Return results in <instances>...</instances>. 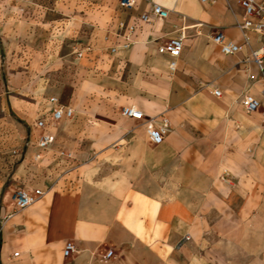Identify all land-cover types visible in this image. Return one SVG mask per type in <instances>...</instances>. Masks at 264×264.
I'll use <instances>...</instances> for the list:
<instances>
[{
  "label": "crops",
  "instance_id": "obj_1",
  "mask_svg": "<svg viewBox=\"0 0 264 264\" xmlns=\"http://www.w3.org/2000/svg\"><path fill=\"white\" fill-rule=\"evenodd\" d=\"M154 2L168 17L144 21ZM55 4L66 19L97 11H76L84 0ZM118 8L94 15L115 19L109 51L83 48L74 78L59 84L76 117L61 118L67 128L54 130L39 157L36 188L45 193L17 211L0 206V264H264V123L241 103L245 92L264 103L258 65L242 61L261 38L250 31L252 45L236 53L213 38L219 30L243 42L245 8L240 0H138L129 8L119 0ZM182 26L172 69L159 44ZM125 105L164 113L172 129L151 142L145 120L123 114ZM75 121L85 123L73 129ZM69 240L76 248L66 255Z\"/></svg>",
  "mask_w": 264,
  "mask_h": 264
},
{
  "label": "rangeland",
  "instance_id": "obj_2",
  "mask_svg": "<svg viewBox=\"0 0 264 264\" xmlns=\"http://www.w3.org/2000/svg\"><path fill=\"white\" fill-rule=\"evenodd\" d=\"M56 1L0 0V206L11 202L14 211L15 193L24 186L36 188L43 177L45 163L35 156L38 117L46 115L52 94L60 100L68 95L69 88L59 84L67 75L74 78L69 72L77 71L80 50L109 51L107 33L115 19L103 22L94 15L110 7L113 15L119 10V0H84L86 6L76 11H92L87 5L97 11L87 12L89 18L66 19ZM60 121L59 133L67 128ZM84 123L69 126L79 129Z\"/></svg>",
  "mask_w": 264,
  "mask_h": 264
},
{
  "label": "built area",
  "instance_id": "obj_3",
  "mask_svg": "<svg viewBox=\"0 0 264 264\" xmlns=\"http://www.w3.org/2000/svg\"><path fill=\"white\" fill-rule=\"evenodd\" d=\"M26 1V0H21ZM138 0H120V4L124 8L132 7L136 4ZM241 4L245 8V13L241 21H239L238 26L241 28L244 36L243 42H238L233 39H229L223 31H216L213 35L214 40L220 45L221 50L224 53H236L242 50L245 46H251V35L250 31H256L260 38V44L258 46H251V50L247 55L242 58L243 62L254 61L261 72V79L264 82V0H240ZM170 10L164 7L158 2H154L152 5L151 13L144 11L141 13V18L144 21H150L153 17L166 18L168 17ZM124 25V21L120 22ZM186 37L185 27L182 26L176 30V33L170 35L166 40L159 44V50L163 53L171 55L173 58L171 60V68L175 69L177 66V57L182 53L184 46V39ZM129 43H124L127 46ZM116 46L113 47L115 49ZM80 54L82 52H79ZM214 92L217 95L221 94V89L219 87L214 88ZM262 93L264 94V86L262 88ZM49 101L52 103V109L45 116L39 117L36 121L38 127L41 128V133L38 137L37 144L39 151L36 153V158L42 156L43 151L49 149L56 139L55 125L61 120L65 115L71 117L75 109L72 105L64 103L60 100L57 95H51ZM241 103L244 109L248 112L260 111L262 114V121L264 123V103L257 96L245 92L241 96ZM123 114L142 118L146 122L147 134L151 142L161 143L167 132L172 129L171 121L167 115L164 113L156 115H147L143 110L139 109L136 105H125L122 109ZM58 154L64 158H72V151L60 148ZM46 189L43 187H37L29 190L25 187L20 188L15 193V205L17 209L24 208L37 199H39ZM9 213L8 215H10ZM189 235L186 234L184 238H188ZM76 245L73 241L69 240L65 246V254L69 255L73 250H75ZM113 249L108 250V254H112Z\"/></svg>",
  "mask_w": 264,
  "mask_h": 264
}]
</instances>
